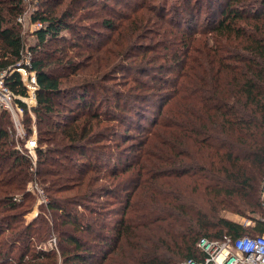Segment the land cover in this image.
Returning a JSON list of instances; mask_svg holds the SVG:
<instances>
[{
    "label": "trees",
    "instance_id": "trees-1",
    "mask_svg": "<svg viewBox=\"0 0 264 264\" xmlns=\"http://www.w3.org/2000/svg\"><path fill=\"white\" fill-rule=\"evenodd\" d=\"M192 1L180 3L185 12L176 16L179 31L164 36L176 37L175 43L165 47V63L156 66L143 58L131 62V44L112 51L106 33L90 34L81 26L88 14L94 28L120 30L126 15L106 16L111 6L105 0L38 1L31 21L42 26L30 48L37 103L30 110L18 103L27 136L37 128L36 179L48 203L25 221L36 202L26 190L31 162L16 149L12 116L3 111L0 264H180L201 255V238L264 234V218L249 229L225 217L260 203L264 0H215L209 14L199 6L203 0ZM167 5L162 0L156 8L138 9L130 19L137 24L153 18L160 36L168 29L161 25ZM25 12L23 0H0V74L7 73V87L23 97L28 93L20 74L9 73L24 59L18 19ZM144 76L164 82L161 99ZM114 80L119 89L110 90L107 83ZM146 110L157 117L147 120ZM130 127L146 138L123 163L126 154L120 157L114 142L134 140L121 131ZM53 231L58 249L40 247Z\"/></svg>",
    "mask_w": 264,
    "mask_h": 264
},
{
    "label": "rangeland",
    "instance_id": "rangeland-1",
    "mask_svg": "<svg viewBox=\"0 0 264 264\" xmlns=\"http://www.w3.org/2000/svg\"><path fill=\"white\" fill-rule=\"evenodd\" d=\"M23 1H24V6L26 8V11H29V15H30L27 22L22 24V36H23V39L25 42V50H24L23 58L25 59L27 57V59H28V58H31L33 56L30 54V52H31L30 48L36 44V39L34 36L35 24L32 23L31 17L33 15V11H35L36 7L38 6L39 0H23ZM105 1L109 6H111L110 9L106 10V13H105L106 16L109 17L114 11H118L119 13L126 15L125 17H122L121 19H119L118 28H120V30L118 32H113L112 34L108 31H105V30H98V29L94 28V23L96 20L88 14H86L87 15L86 17H89V18L84 20V22L81 23V26L85 27L88 30L87 32L90 34H94L95 32L96 33H100V32L106 33L108 36L104 41H105V43L109 40L111 41L106 46H108L110 48V50H112V51H118L122 48H126L127 44H131V47L129 49H127L128 53L126 55V57H128L129 55H130V57L134 55L135 58L130 59L131 62L138 63L143 58L144 61L151 60L152 66L164 64L165 60H161L160 57H162L163 54L166 53L165 47H167L169 44L175 43L173 41L176 38L172 35H168L165 38H164V36L168 33L169 29L174 30L176 33L179 31V26L177 24V21L180 18L176 17V16H177V13L185 12V9H184L185 6L183 4H180V3H182V1H184L183 3H185L186 0H168L167 12L165 13V15L167 16V20L165 21V19H164L163 22H165V23H161V25H163L164 27L165 26L168 27V29L161 30V32H159L160 36H157L154 34L155 31L158 32L159 28L157 26H153V23H152L153 18L150 17V18H148V20H146V18H144V20H142V21L137 20V22H138L137 24H135V20L134 21H132V20L134 19L133 17L135 15L136 10L145 9V8L149 9V7L156 8V5L159 4L162 0H105ZM213 1H215V0H203L201 3L202 5H199V6L204 10L208 9L207 11L209 14L210 11L213 10L212 5H211V3ZM221 1H224V0H221ZM189 3H194V1L189 0ZM101 13L103 14L102 11H101ZM146 14H147V12H146ZM202 16H205L204 13L202 14ZM170 18H171V20H170ZM172 19H174V22L172 21ZM202 20H204V19L202 18ZM195 25H196V23L194 24V26ZM135 28H136V30H135ZM132 32L137 33L135 35V38L131 37ZM140 49H144L145 53L139 54L140 52H138V51ZM32 59H33V57H32ZM158 74L166 77L165 73H158ZM144 78L146 79V81L148 80L147 82H150V83L157 85L156 87L159 89L155 90V91H156V93H159V97H160V95L166 94V89L164 86L165 84L163 81L151 80V78L148 76L147 77L144 76ZM114 79H116L117 81H121V82L126 81L125 78L120 77V76H117ZM115 82L116 81L114 80V82L107 83V86L109 87L110 90L119 89V86H117L115 84ZM107 97L108 96L105 95V98L102 101V103H104L103 108H105L109 105ZM160 99H161V97H160ZM142 107L147 108L146 106H142ZM154 112H155L154 110H152L151 112H149L148 110L145 111L144 115H145V117H148L147 120H149V119L153 120V118L157 117L156 113H154ZM29 115L33 116V114H29ZM19 119L21 121V125L23 127L24 132H26L25 125H24L25 120H26L25 113L23 115H20ZM149 123H151V121H149ZM134 124H135V122H134ZM143 125H147L145 121L143 122ZM34 128H35L34 131H37L36 130L37 128L35 126H34ZM130 128H121L122 129L121 131H122V134L128 133L130 135H133V136H131V138H133L134 140L123 141L120 139H116V142H114V143H117V146H114V148H116L115 151H118L120 153V157H123L126 154V156H125L126 159L123 161V163H125V161H128L127 158L133 157L135 154H137L135 152V150H133L134 146L137 145L139 143V141H144V139L146 138V133H139L138 131L133 130L132 128L130 129ZM9 129L12 132L11 133L12 139H14L16 141V149L19 151V153H21L20 149L23 148V146H24V140L18 137V133H17V130L15 129L14 124H9ZM127 138H130V137H127ZM123 163H122V165H123ZM31 165H30L29 169L32 168ZM30 173L33 175V178L28 183L26 190L31 192L32 195H34V197L36 198V200H35L36 202L33 205L32 209L25 215L24 219L26 222H31L39 214L43 213V211H42L43 204L39 205L37 203L39 195L36 191H34L32 189V186L37 184L40 189H43V188L39 184L38 180L36 179V173H32L31 171H30ZM104 183H105V181L100 182L97 185V187H99L101 184H104ZM45 193H46V191H45ZM100 200H102V199H95L94 202L97 203V202H100ZM91 204H94V203H91ZM225 217L234 221V222L243 224L244 226L248 227L249 229L253 228L256 225L255 219L264 218V208H263V204H262L261 193H260L259 206L254 207L251 210L248 209V211H246V213H244V214L233 212V211H228V212H225ZM50 222L52 223V221H50ZM51 235H52L51 236L52 238H54V237L58 238V244H59V241H60L59 235H56V233L54 231ZM52 238H49V239H52ZM39 246L42 247L43 249H48L50 247V241H46V242L43 241L40 243ZM57 249H58V246H57Z\"/></svg>",
    "mask_w": 264,
    "mask_h": 264
},
{
    "label": "built area",
    "instance_id": "built-area-1",
    "mask_svg": "<svg viewBox=\"0 0 264 264\" xmlns=\"http://www.w3.org/2000/svg\"><path fill=\"white\" fill-rule=\"evenodd\" d=\"M29 17V11H26L19 17L18 22L23 24ZM41 26V24H35V30ZM31 64L32 57L28 59L26 57L15 70L9 73L13 74L17 71L20 74L27 89V97L13 93L6 85L7 73L0 74V113L8 111L11 114L18 137L24 140V146L20 152L30 160L32 164L30 171L36 173L38 133L33 131V134L28 137L24 132L19 116L23 115L25 111L18 103V100L25 102L29 106V110L36 106L38 81L37 74L32 70ZM32 189L39 195L37 200L39 205L48 203V196L43 189H40L37 184L33 185ZM260 192L264 208V179ZM57 246L58 238L54 237L50 241V247L57 248ZM198 247L201 251L199 257L188 258L180 264H264V234H244L236 238L226 235L220 240L204 237L200 239Z\"/></svg>",
    "mask_w": 264,
    "mask_h": 264
}]
</instances>
